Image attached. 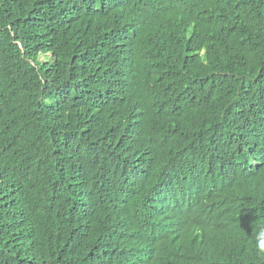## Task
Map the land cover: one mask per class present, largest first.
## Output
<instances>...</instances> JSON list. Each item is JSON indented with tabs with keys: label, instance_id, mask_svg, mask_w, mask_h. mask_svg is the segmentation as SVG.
I'll return each instance as SVG.
<instances>
[{
	"label": "trees",
	"instance_id": "1",
	"mask_svg": "<svg viewBox=\"0 0 264 264\" xmlns=\"http://www.w3.org/2000/svg\"><path fill=\"white\" fill-rule=\"evenodd\" d=\"M262 153L264 0H0V264H264Z\"/></svg>",
	"mask_w": 264,
	"mask_h": 264
},
{
	"label": "snow or ice",
	"instance_id": "2",
	"mask_svg": "<svg viewBox=\"0 0 264 264\" xmlns=\"http://www.w3.org/2000/svg\"><path fill=\"white\" fill-rule=\"evenodd\" d=\"M262 155V159H259L257 161H255L253 167H259V166H264V153L261 154Z\"/></svg>",
	"mask_w": 264,
	"mask_h": 264
},
{
	"label": "rangeland",
	"instance_id": "3",
	"mask_svg": "<svg viewBox=\"0 0 264 264\" xmlns=\"http://www.w3.org/2000/svg\"><path fill=\"white\" fill-rule=\"evenodd\" d=\"M41 60L42 61H47V59L45 57H42Z\"/></svg>",
	"mask_w": 264,
	"mask_h": 264
}]
</instances>
